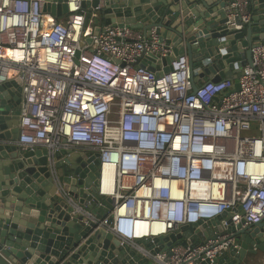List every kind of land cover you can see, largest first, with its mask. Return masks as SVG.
<instances>
[{
  "label": "built area",
  "instance_id": "obj_1",
  "mask_svg": "<svg viewBox=\"0 0 264 264\" xmlns=\"http://www.w3.org/2000/svg\"><path fill=\"white\" fill-rule=\"evenodd\" d=\"M82 2L67 0L68 14L56 20L44 11L47 0H0V87L23 83L18 146L99 154L97 194L115 203L112 224L95 220L99 229L153 264H200L203 252L213 260L227 244L175 246L165 263L166 253L138 241L228 211L235 227L264 220V44L239 91L222 81L193 92L188 57L161 77L138 68L144 56L168 57L160 36L118 25L95 35ZM234 6L242 11L246 1Z\"/></svg>",
  "mask_w": 264,
  "mask_h": 264
},
{
  "label": "water",
  "instance_id": "obj_2",
  "mask_svg": "<svg viewBox=\"0 0 264 264\" xmlns=\"http://www.w3.org/2000/svg\"><path fill=\"white\" fill-rule=\"evenodd\" d=\"M245 1L242 11L234 6L236 0H83L82 7L86 27L93 14L103 23L95 35L118 25L145 37L153 31L160 36L168 57L144 56L138 68L161 77L171 71L175 58L186 56L193 92L222 81L234 82L239 91L242 70L253 67V50L264 44V0ZM66 2L47 0L44 11L60 19L68 14ZM0 100V264H153L95 223L108 219L115 204L97 194L99 154L23 150L17 144L22 81L1 86ZM210 242L217 243L211 251L227 246L213 260L203 252L198 263L258 264L264 257V220L235 227L228 211L209 223L183 226L178 234L138 245L153 255L166 253V263L175 246L195 249Z\"/></svg>",
  "mask_w": 264,
  "mask_h": 264
},
{
  "label": "crops",
  "instance_id": "obj_3",
  "mask_svg": "<svg viewBox=\"0 0 264 264\" xmlns=\"http://www.w3.org/2000/svg\"><path fill=\"white\" fill-rule=\"evenodd\" d=\"M97 23H98V26H102V25H103V23H101V22H99V21H97ZM98 26H96V27H98ZM76 151H79V152H81V153H91L90 151H87V150H85V149H83V148H81V149H77ZM258 264H264V257H263V256L261 257V259H260V261H259Z\"/></svg>",
  "mask_w": 264,
  "mask_h": 264
},
{
  "label": "rangeland",
  "instance_id": "obj_4",
  "mask_svg": "<svg viewBox=\"0 0 264 264\" xmlns=\"http://www.w3.org/2000/svg\"><path fill=\"white\" fill-rule=\"evenodd\" d=\"M91 20H92V22H91L90 26L93 25V24H94V26H98L96 18L93 17Z\"/></svg>",
  "mask_w": 264,
  "mask_h": 264
},
{
  "label": "bare ground",
  "instance_id": "obj_5",
  "mask_svg": "<svg viewBox=\"0 0 264 264\" xmlns=\"http://www.w3.org/2000/svg\"><path fill=\"white\" fill-rule=\"evenodd\" d=\"M105 175L110 179L112 177L113 172L112 171H105Z\"/></svg>",
  "mask_w": 264,
  "mask_h": 264
}]
</instances>
